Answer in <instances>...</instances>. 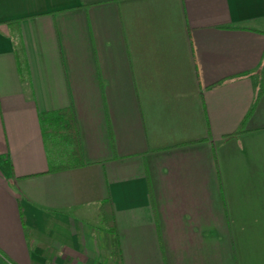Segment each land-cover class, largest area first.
Segmentation results:
<instances>
[{"label":"crops","instance_id":"1","mask_svg":"<svg viewBox=\"0 0 264 264\" xmlns=\"http://www.w3.org/2000/svg\"><path fill=\"white\" fill-rule=\"evenodd\" d=\"M263 67L264 0H0V264H264Z\"/></svg>","mask_w":264,"mask_h":264},{"label":"trees","instance_id":"2","mask_svg":"<svg viewBox=\"0 0 264 264\" xmlns=\"http://www.w3.org/2000/svg\"><path fill=\"white\" fill-rule=\"evenodd\" d=\"M253 72H248L241 74L240 76H251ZM237 77V76H236ZM239 77V76H238ZM225 80H222L212 87H218ZM264 96V67L259 73V81L256 90V96L254 100V106L251 109L250 113L246 118H244L242 124L238 128V130L226 139H230L233 137L238 136L240 133L243 132V127L248 122L249 118L251 117L252 113L254 112L256 106ZM40 124L43 137L47 144L48 150V158H49V172H57V171H64L72 169L73 164L72 160H78L79 166H82L81 163V152L78 146L77 137L75 134V123L74 118L71 112L69 111H59L55 113H45L42 114L40 117ZM61 132V135L58 134ZM61 145V146H60ZM71 148L70 160L67 162H62L64 155L66 154V149ZM111 206L110 201H106L101 204V216L103 225L107 228L108 232L111 233L112 238L116 241L117 240V231L115 227V222L112 214L107 213V207ZM21 223L25 228V221L24 217L21 213ZM26 231V228H25Z\"/></svg>","mask_w":264,"mask_h":264},{"label":"rangeland","instance_id":"3","mask_svg":"<svg viewBox=\"0 0 264 264\" xmlns=\"http://www.w3.org/2000/svg\"><path fill=\"white\" fill-rule=\"evenodd\" d=\"M61 146V145H60ZM46 263V262H45ZM48 264H54V261H49Z\"/></svg>","mask_w":264,"mask_h":264}]
</instances>
